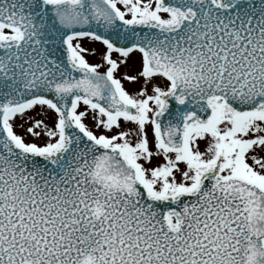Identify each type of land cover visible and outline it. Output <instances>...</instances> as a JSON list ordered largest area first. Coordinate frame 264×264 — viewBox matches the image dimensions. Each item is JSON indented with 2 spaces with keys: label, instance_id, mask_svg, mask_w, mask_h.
<instances>
[{
  "label": "snow or ice",
  "instance_id": "snow-or-ice-1",
  "mask_svg": "<svg viewBox=\"0 0 264 264\" xmlns=\"http://www.w3.org/2000/svg\"><path fill=\"white\" fill-rule=\"evenodd\" d=\"M0 264H264V0H0Z\"/></svg>",
  "mask_w": 264,
  "mask_h": 264
}]
</instances>
